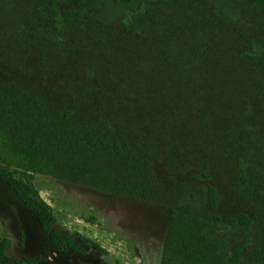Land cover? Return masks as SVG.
<instances>
[{
    "label": "rangeland",
    "instance_id": "374dc122",
    "mask_svg": "<svg viewBox=\"0 0 264 264\" xmlns=\"http://www.w3.org/2000/svg\"><path fill=\"white\" fill-rule=\"evenodd\" d=\"M49 1L87 11L57 23L37 14L40 0H0V123L15 139L41 133L61 176L29 177L10 151L0 166L39 191L61 232L106 251L83 241L85 254L56 249L0 177L8 255L19 264L34 256L190 264L167 246L171 212L181 210L225 253L221 264H232L236 243H245L236 264H264L262 0H146L131 9ZM235 213L250 227L232 222Z\"/></svg>",
    "mask_w": 264,
    "mask_h": 264
},
{
    "label": "trees",
    "instance_id": "16d2710c",
    "mask_svg": "<svg viewBox=\"0 0 264 264\" xmlns=\"http://www.w3.org/2000/svg\"><path fill=\"white\" fill-rule=\"evenodd\" d=\"M146 0H117V2L132 8L133 3H137V8H144ZM169 2L171 0H160ZM261 1V0H259ZM258 2L256 1V5ZM263 0L258 5H263ZM141 10V9H140ZM87 11V6L80 3L76 8H60L56 3L49 0H40L37 6V14L46 19L52 17L55 22L63 23L66 19L79 18ZM89 141H92L89 136H83ZM103 142V138H99ZM46 140L43 135L37 131L31 132L29 135L14 138L10 135L8 126L0 123V160L5 158V152L10 151L13 155V163L22 168L25 173L32 177L35 173L47 174L51 176H58L52 160L46 152ZM55 167V168H54ZM18 171V169H16ZM15 171V172H16ZM15 172L5 170L0 166V177L13 190L15 195L23 202V204L36 215L40 224L41 230L48 234L53 246L62 250L64 247L70 248L71 251L78 254H85L86 247L81 241L87 243V247H94L99 252L106 250L97 242L90 238L77 234L78 238L61 232L57 227V217L54 213L53 207L45 201L40 195L39 191L34 188L29 181L24 180L20 176H16ZM217 190L209 184L207 187L208 202L212 206L217 205ZM231 221L240 225L250 227L251 221L247 214L235 213L231 216ZM202 223L200 220L191 214L181 211L173 210L171 212L169 222V233L167 237V246L170 244L175 248L182 250L188 255L190 264H221L224 263L222 258H226L224 252H220L215 242L203 232ZM245 243H236L231 249V256L229 262L236 264L239 262L241 252ZM11 248V241L2 236L0 225V264H19L16 260L11 258L7 251ZM26 264H42L41 256H34L25 261ZM80 264H91L82 261ZM100 264H108L101 261ZM159 264H171L167 256L163 257Z\"/></svg>",
    "mask_w": 264,
    "mask_h": 264
}]
</instances>
